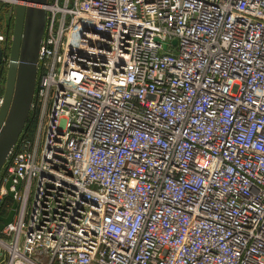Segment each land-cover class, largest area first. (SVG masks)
<instances>
[{"label": "built area", "instance_id": "built-area-1", "mask_svg": "<svg viewBox=\"0 0 264 264\" xmlns=\"http://www.w3.org/2000/svg\"><path fill=\"white\" fill-rule=\"evenodd\" d=\"M18 3L0 0V108ZM43 8L0 264H264V0Z\"/></svg>", "mask_w": 264, "mask_h": 264}, {"label": "water", "instance_id": "water-1", "mask_svg": "<svg viewBox=\"0 0 264 264\" xmlns=\"http://www.w3.org/2000/svg\"><path fill=\"white\" fill-rule=\"evenodd\" d=\"M17 1L19 3L14 7L4 101L0 108V172L30 116L37 79L38 55L47 16L43 7L47 5L48 0ZM172 44L175 45L176 41ZM2 56L0 49V64ZM9 185L10 182L7 188ZM8 197L13 200L14 193L8 192ZM16 208L17 204L14 202L8 217H0L3 222V225L0 224V231L5 225L12 223Z\"/></svg>", "mask_w": 264, "mask_h": 264}, {"label": "trees", "instance_id": "trees-1", "mask_svg": "<svg viewBox=\"0 0 264 264\" xmlns=\"http://www.w3.org/2000/svg\"><path fill=\"white\" fill-rule=\"evenodd\" d=\"M11 28H12V23H11ZM32 126H33V121H32L31 115H30L29 118H28V121L26 123V126H25L24 130L26 132L31 131Z\"/></svg>", "mask_w": 264, "mask_h": 264}, {"label": "rangeland", "instance_id": "rangeland-1", "mask_svg": "<svg viewBox=\"0 0 264 264\" xmlns=\"http://www.w3.org/2000/svg\"><path fill=\"white\" fill-rule=\"evenodd\" d=\"M5 5H6V6H3V7H5L6 9L9 10V9L11 8V5H9V4H5ZM8 10H7V11H8ZM2 17H4V20L7 19V18H10L8 12L6 13V16H5V13H4V15H3ZM11 18H12V16H11ZM12 22H14V19H13ZM1 25H2V23H0V26H1Z\"/></svg>", "mask_w": 264, "mask_h": 264}, {"label": "flooded vegetation", "instance_id": "flooded-vegetation-1", "mask_svg": "<svg viewBox=\"0 0 264 264\" xmlns=\"http://www.w3.org/2000/svg\"><path fill=\"white\" fill-rule=\"evenodd\" d=\"M14 23V22H13ZM13 26V25H12ZM9 65V64H8ZM7 71H8V67H7V69H6V75H7Z\"/></svg>", "mask_w": 264, "mask_h": 264}]
</instances>
